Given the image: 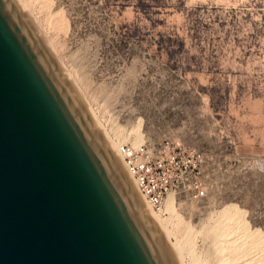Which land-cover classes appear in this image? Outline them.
<instances>
[{
  "label": "rangeland",
  "instance_id": "rangeland-1",
  "mask_svg": "<svg viewBox=\"0 0 264 264\" xmlns=\"http://www.w3.org/2000/svg\"><path fill=\"white\" fill-rule=\"evenodd\" d=\"M29 2L35 32L112 153L111 140L203 154L191 182L207 197L168 195L171 225L177 236L192 230V249L180 257L154 224L175 264H263L264 0ZM169 197L154 213L170 216Z\"/></svg>",
  "mask_w": 264,
  "mask_h": 264
},
{
  "label": "water",
  "instance_id": "water-1",
  "mask_svg": "<svg viewBox=\"0 0 264 264\" xmlns=\"http://www.w3.org/2000/svg\"><path fill=\"white\" fill-rule=\"evenodd\" d=\"M17 0H0V264H175Z\"/></svg>",
  "mask_w": 264,
  "mask_h": 264
},
{
  "label": "built area",
  "instance_id": "built-area-1",
  "mask_svg": "<svg viewBox=\"0 0 264 264\" xmlns=\"http://www.w3.org/2000/svg\"><path fill=\"white\" fill-rule=\"evenodd\" d=\"M118 152L140 195L156 212L166 209L169 194L176 200L207 197L205 186L191 182L204 159L195 148L144 142L121 144Z\"/></svg>",
  "mask_w": 264,
  "mask_h": 264
},
{
  "label": "bare ground",
  "instance_id": "bare-ground-1",
  "mask_svg": "<svg viewBox=\"0 0 264 264\" xmlns=\"http://www.w3.org/2000/svg\"><path fill=\"white\" fill-rule=\"evenodd\" d=\"M17 1H19L18 3H20V5L22 6V8H23V12L25 13V15H27V18L29 19V21L30 22H32V20H34V17L32 16V13H30V4H31V2H29L30 0H17ZM29 11V12H28ZM35 21V20H34ZM39 22H40V20H39ZM36 23V25H37V22H35ZM40 25V24H39ZM38 26V25H37ZM47 27V26H46ZM45 27V28H46ZM37 28H39V27H37ZM43 29L41 28V31H42ZM43 33V32H42ZM49 40V39H48ZM51 42L49 41V43L48 44H50ZM52 44V43H51ZM50 44V47H53L52 45ZM53 49V48H52ZM54 50V49H53ZM56 50V49H55ZM51 52V51H50ZM54 53V52H53ZM51 54H52V52H51ZM57 54V53H56ZM54 57V56H53ZM63 74V73H62ZM64 75V74H63ZM64 76H66V75H64ZM66 78V77H65ZM70 79H73L72 78V75L70 76ZM66 80L69 82V80H68V78H66ZM70 83V82H69ZM78 88V87H77ZM82 95V94H81ZM109 141H110V139H109ZM113 140H111L110 141V143H111V147H112V150H113V154H115V157L117 158V160H119V162L122 164V166H123V169H125V174H127V177H128V180H129V182L131 183V185H132V187L134 188V190L137 192V194L139 195V198H140V200H142L143 201V204H144V206H143V211L145 212V214H147L148 215V217L149 218H151V221L153 222V224H155V225H158V226H160L161 228L163 227V229L165 230V232L167 233V234H169L168 236H170V235H173V236H175V239H176V242H175V248H177V251L179 252V253H177V254H179L180 255V257H182L181 255L183 254L184 255V253H186V251H190L191 249H192V246H193V242H192V230L191 229H188L185 233H184V235H182V236H177L178 234H177V232H176V229L172 226L173 225V223L171 222L172 221V217H173V214H172V211H173V205H172V200H173V196L172 195H170V203L167 205V211L166 212H168L169 214H170V216L169 217H161V216H159L158 214H156V213H154L155 211L146 203V201L144 200V198L142 197V195H140V193H139V191L137 190V187H136V184H135V181L133 180V178H132V176L129 174V172H128V170L125 168L126 166L124 165V162H123V159H122V156L120 155V153L118 152V147L120 146V145H118L119 143H118V141L116 142V141H113ZM110 147V146H109ZM111 149V148H110ZM174 198H175V196H174ZM175 202H176V198H175ZM229 212V211H228ZM176 217V216H175ZM174 218V217H173ZM232 217H230V219H231ZM228 219V218H227ZM226 219V220H227ZM230 222H231V220H230ZM172 224V225H171ZM226 225V224H225ZM238 225V224H237ZM177 227V226H176ZM215 229V228H214ZM227 229V228H226ZM232 230V229H231ZM226 232L227 231H225V229H224V233H222L223 234V236H222V239L221 240H219V241H221L220 242V244H219V249L221 248H223V247H226V241H225V239L224 238H226ZM235 232V231H234ZM210 233V232H209ZM244 233V232H243ZM228 236V235H227ZM244 237H246V236H244ZM229 238V237H228ZM228 238H227V240H228ZM238 239V238H237ZM239 240V239H238ZM238 240H237V243H238ZM218 241V242H219ZM260 241V240H259ZM236 242V241H235ZM216 243V242H215ZM258 243V244H257ZM257 243H254V245L257 247V246H259V244L261 245V243H259V242H257ZM218 244H215V246L217 245L218 246ZM250 244H252V243H249V246H250V251L251 250H254L255 248H254V245L252 244V249H251V245ZM234 245V244H233ZM263 245V244H262ZM260 247V246H259ZM256 248L257 250L258 249H260L261 247V249H263L264 247L263 246H261L260 248ZM216 248V247H215ZM218 248V247H217ZM216 248V253H218V249ZM242 248V247H241ZM249 248V247H248ZM254 248V249H253ZM226 249V251L227 250H229L228 249V247L227 248H224L222 251H220L221 253H223V251ZM239 249V248H238ZM260 249V250H261ZM248 249L246 250L247 252L249 251ZM240 251V250H239ZM239 251H237V253H236V255L238 254V252ZM246 251H240L239 253L241 254V255H243L241 252H244L245 254L244 255H246ZM250 251L248 252V253H250ZM256 251V250H255ZM257 252V251H256ZM259 252H261V251H259ZM264 252V251H263ZM247 253V254H248ZM220 254V253H219ZM251 254H253L252 252H251ZM254 254H255V252H254ZM258 254V253H257ZM257 254H255V255H257ZM261 254H262V252H261ZM187 255V254H186ZM216 255H218V254H216ZM221 255V254H220ZM220 255H219V257H220ZM254 255V256H255ZM264 255V254H263ZM239 257H240V255H238ZM238 256H236V257H238ZM249 256H251V255H249ZM253 256V255H252ZM253 256V258H255L256 259V257H254ZM258 256V255H257ZM260 256V255H259ZM258 256V260H259V258H263V261H264V257L263 256H260L259 257ZM247 257V256H246ZM241 258V257H240ZM242 258H245L244 256L242 257ZM241 258V259H242ZM252 258V257H251ZM216 259H218V258H216ZM184 260V259H183ZM192 260V259H191ZM219 260H220V258H219ZM218 261V260H217ZM220 261H222V264H224V262H226L227 260H226V258H225V260L223 261V259H221ZM260 261L261 260H259V263H260ZM228 262V261H227ZM227 262H226V264H227ZM239 262H241V261H239ZM253 262V261H252ZM191 263V262H190ZM242 263H244L245 264V262H243L242 261ZM249 263V262H248ZM251 263V262H250ZM261 263H262V261H261ZM263 264H264V262H263Z\"/></svg>",
  "mask_w": 264,
  "mask_h": 264
}]
</instances>
